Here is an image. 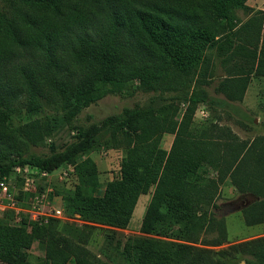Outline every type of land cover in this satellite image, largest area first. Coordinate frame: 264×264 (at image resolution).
Wrapping results in <instances>:
<instances>
[{
  "label": "trees",
  "instance_id": "16d2710c",
  "mask_svg": "<svg viewBox=\"0 0 264 264\" xmlns=\"http://www.w3.org/2000/svg\"><path fill=\"white\" fill-rule=\"evenodd\" d=\"M206 1L216 18L224 20H218V24L227 28L217 40L231 47L230 34L232 38L238 34L237 25L232 22L231 4L243 0ZM188 13L173 11L171 14L164 7L143 0L131 3L127 0H1L0 40L31 49L36 63L43 60V66L41 78L30 73L24 75L26 84L22 87L28 93L29 102L23 107L16 105L21 103L17 98L18 87L12 85L13 90L0 78V116L11 117L24 108L30 114L29 120L19 126L18 133L36 144L52 134L58 121L70 124L83 108L107 94L132 95L137 89L150 91L156 87L165 90L169 80L179 79L181 74L186 78L189 74V65L183 56L190 58L194 67L195 51L207 42V37L204 38L207 32L199 27L185 29L173 22L174 17L178 20L190 16ZM40 15L50 16L46 17V24L45 17L39 18ZM260 19L261 25L256 27L251 23L247 28L246 38L261 41L260 50L257 44H249L247 48L257 60L256 67L264 69L263 13ZM152 48L163 56L162 63L145 64ZM175 52L176 62L166 59ZM63 56L82 68L80 77H63ZM26 64H21L19 69ZM40 82L58 96L64 111L61 119L48 114L44 119L34 117L41 109L36 100ZM222 93L233 100L228 92ZM208 97L205 94L183 97L187 105L180 117L177 106L162 104L155 112L151 101L147 105L123 107L119 113L108 116L104 128L98 131L73 126L75 140L65 142L59 149L51 147L48 154L28 158L0 155V177L8 175L15 166L26 165L51 173L71 164L79 182L73 189L60 191L65 213L119 228L127 225L138 195L154 186L143 215L142 232L152 231L154 221L162 216L160 204L164 199H171L175 210H169L188 224L182 239L192 241L207 227L208 204L213 203L218 185L228 178L248 197V203L241 208L245 221L264 227V138L248 143L228 128L215 124L203 125L197 130L199 134L194 133L191 128L194 106L203 101L210 104L213 99ZM164 131L174 134L168 151L158 146V138ZM100 139L120 142L125 151L120 179L107 183L102 194L97 195L96 164L84 155L98 146ZM205 165L215 169L217 177L203 184L197 179L201 166ZM60 227L67 229L68 234H58ZM97 229L49 218L46 224L28 233L23 226L10 225L0 218V256L8 264H31L22 250L37 239L44 253L37 264H108L82 246ZM115 236L116 231L106 230L102 255L110 258L108 250H112L129 264H206V259L211 258L209 249L186 243L148 236H129L121 242ZM238 246L248 255L245 264H264V236Z\"/></svg>",
  "mask_w": 264,
  "mask_h": 264
},
{
  "label": "rangeland",
  "instance_id": "374dc122",
  "mask_svg": "<svg viewBox=\"0 0 264 264\" xmlns=\"http://www.w3.org/2000/svg\"><path fill=\"white\" fill-rule=\"evenodd\" d=\"M127 1L131 3L133 0ZM143 1L164 7L171 14L173 11L190 12L188 13L190 16H182L178 20L174 17L173 22H178L185 29L195 26L207 32L208 36L202 34L204 38L207 37V42L195 51L194 67H191L190 58L183 56L184 61L189 65V74L186 78H182L181 74L179 79L169 80L163 91L160 87H156L150 91L137 89L132 95L107 94L83 108L70 124L58 121L52 134L36 144L25 140L18 133L19 126L29 120L30 114L24 108L11 117L0 116V155H10L13 158L20 155L28 158L32 155L48 154L51 147L59 149L65 142L75 140L76 129L74 127L92 131L101 130L108 116L119 113L123 107H133L137 103L147 105L152 101L155 112L162 104L177 106L180 117L187 105L183 97L190 94L200 96L205 94L209 96V99H213L210 104L209 101L195 104L191 120L194 133L197 134L199 132L197 130H200L203 125L215 124L228 128L237 138L248 143L264 138V69L256 67L257 60L250 56L247 48L249 44L253 46L257 44L259 49L261 41L246 38L248 37L246 31L251 23L256 24V27L261 25L260 17L262 13L264 14V0H243L242 3L231 4L232 22L237 25L235 28L238 29L237 36L234 38L231 34L229 36L233 42L231 47H228L226 42L221 43L217 40L219 36L226 33L227 28L218 24V20L220 22L224 20L216 18L214 10L206 0ZM38 17H45L43 21L46 24V17L50 16L40 15ZM191 18L194 19L191 20ZM151 51L152 54L149 53L145 57L147 61L145 64L162 63L164 58L159 51L154 52V48ZM32 53L34 52L29 48L22 49L13 46L10 42L0 40V78L6 81L5 84L9 88L14 90L12 85L18 87L20 93L17 98L21 103L16 105L22 107L29 102L28 93L26 89H23L26 84V81L24 84V75L27 76L30 73L34 77L41 78L40 68L43 66V60H38L36 63V57ZM37 55L40 56V54ZM176 55L175 52L173 56H166V59L168 57L169 61L172 59L176 62ZM25 62L27 66L19 69L20 65ZM61 64L65 70L62 72L64 78L76 79L83 73L80 66L64 56ZM187 83H189L188 88L185 87ZM221 91L230 94L233 100ZM36 96L41 109L34 114V117L44 119V115L48 114L54 116L55 119H61L60 116L64 111L58 96L51 88L40 82V93ZM158 139V146L168 151L174 134L164 131ZM124 151L123 144L120 142L100 139L98 146L91 148L84 155L90 157L96 164L99 185L95 194L101 195L107 183L120 179ZM74 172L71 164L63 165L51 173H43L26 165L13 167L5 177L11 183L10 191L16 200L12 207H4L0 210V218L10 225L23 226L28 233L46 224L49 218H57L62 223L74 224L77 227L85 224L99 227L92 233L93 236L88 243L82 246L91 255L108 264H129L112 250H108L110 258L102 255V250L106 246L105 234L108 228L116 231L115 238H120L121 242L129 236H148L209 249L212 251L209 254L211 258L206 259V264H245L244 260L248 255L242 252L238 244L264 236L262 224H249L245 221L241 208L248 203V197L239 192L228 178L218 185L213 203L208 204L207 210L210 218L207 227L198 233L196 241H192L182 239V234L188 224L169 210H175L173 201H169L171 199H164L160 204L161 209L159 210L162 216L156 218L152 231L142 232L143 215L154 192V186H151L146 193L138 195L128 223L123 228L91 223L82 220L78 214L65 213L60 191L73 189L78 184L79 179ZM216 177V170L205 165L201 166L197 181L204 184ZM54 209H59L60 213L55 214ZM57 233L68 234L67 229H61V227L57 229ZM22 251L31 264H37L44 257L37 239ZM0 264L8 263H5L0 256Z\"/></svg>",
  "mask_w": 264,
  "mask_h": 264
},
{
  "label": "built area",
  "instance_id": "2783aa9c",
  "mask_svg": "<svg viewBox=\"0 0 264 264\" xmlns=\"http://www.w3.org/2000/svg\"><path fill=\"white\" fill-rule=\"evenodd\" d=\"M10 187L11 183L9 180L5 176L0 177V210H2L4 207H12L15 203L16 199L13 197L10 191ZM53 211L55 214L60 213L59 209H54Z\"/></svg>",
  "mask_w": 264,
  "mask_h": 264
}]
</instances>
